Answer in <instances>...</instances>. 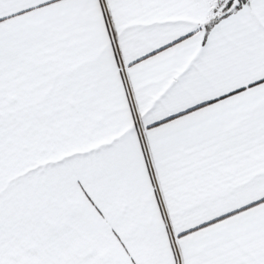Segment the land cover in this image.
<instances>
[{"label": "snow or ice", "instance_id": "obj_1", "mask_svg": "<svg viewBox=\"0 0 264 264\" xmlns=\"http://www.w3.org/2000/svg\"><path fill=\"white\" fill-rule=\"evenodd\" d=\"M0 264H264V0H0Z\"/></svg>", "mask_w": 264, "mask_h": 264}]
</instances>
